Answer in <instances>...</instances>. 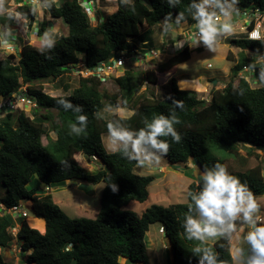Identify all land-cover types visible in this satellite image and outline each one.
Listing matches in <instances>:
<instances>
[{
  "label": "trees",
  "instance_id": "16d2710c",
  "mask_svg": "<svg viewBox=\"0 0 264 264\" xmlns=\"http://www.w3.org/2000/svg\"><path fill=\"white\" fill-rule=\"evenodd\" d=\"M200 2L195 0V3ZM231 2L220 0L225 8ZM192 3L193 0H180L178 4L174 0H119L114 13L97 12L98 23L93 24L78 0H64L59 5L50 2L49 17L61 20L67 33L54 40V47H45L43 52L38 51L41 45L24 44L17 63L12 62L14 55L0 59V100L25 87V95L36 104L29 112L18 108L0 119V188L4 191L0 206L9 209L29 202L34 217L45 223L41 234L30 228L25 219H20L19 230L13 235L10 230L15 225L13 218L0 212V264H5L2 250L15 245L20 247V255L25 256L27 264H121L120 260L157 264L155 254L145 243L146 233L155 224L163 227L169 241L170 264H199L203 251H194L197 247L210 248L217 264H233L230 241L234 232L246 224L242 219L235 221L231 235L225 233L211 243L186 238L183 225L192 204L189 193L201 190L202 179L189 184L186 203L166 207L151 204L137 214L128 206L149 199L148 188L155 178L137 175L134 168L138 161L124 155V145L116 147L119 151L109 152L103 145V137L109 135L110 122L117 129L138 133L146 127V122L151 123L158 115H175L180 122L174 127L181 141L176 143L171 136L158 137L169 143L166 155L148 145L145 147L174 165L193 160L203 174L217 162L225 164V159L218 156L220 152L223 156L235 154L240 145H248L250 148L246 151L247 157L241 158L242 164L250 156L260 162L244 171H228L246 184L257 200L264 196V162L251 148L264 151V84L252 88L245 79H238L236 85L233 79L243 66L250 65L260 76L264 63L241 55L230 68L231 80L222 89L212 88L208 101L199 99L193 91L179 89L174 77L168 80L169 93L164 98L152 99L140 94L142 84H156L158 76L160 81L164 80L189 61L192 50L188 46L155 69L143 73L126 69L122 76L110 78L115 91L104 88L108 81L104 84L95 75H81V71L95 70L101 62L115 58L122 51L132 53L137 49L136 40L143 44L141 52L147 53L153 49L150 41L153 27L177 20L180 13L184 19L179 23H195ZM251 6L264 7V0H239L235 10ZM212 11L219 9L212 8ZM16 12L21 13L30 26L33 24L36 16L32 8L24 5L17 7ZM12 17L0 18V26L13 30ZM48 26V22L43 21L37 37H41ZM227 41L257 55L264 49V42L246 40L243 36ZM226 58L233 62L230 53ZM73 70H80L77 87L71 89L62 85L65 92L71 90L69 94L52 97L43 91V84H63ZM60 100L72 107L66 110L58 103ZM174 102H182L183 107H177ZM107 107L129 109L132 113L128 117L114 113L104 118L102 111ZM77 108L80 111H76ZM79 116H87V127L81 133L70 127L72 124L77 128L81 126ZM128 151L132 152L130 145ZM79 154L95 157L102 168L94 174L86 173L75 159ZM132 156L135 157L133 152ZM66 181L104 184L94 219L69 217L53 202L45 188ZM112 185L116 186V191ZM240 250L242 264H247L254 252L249 244Z\"/></svg>",
  "mask_w": 264,
  "mask_h": 264
},
{
  "label": "rangeland",
  "instance_id": "374dc122",
  "mask_svg": "<svg viewBox=\"0 0 264 264\" xmlns=\"http://www.w3.org/2000/svg\"><path fill=\"white\" fill-rule=\"evenodd\" d=\"M63 1L64 0H43L42 3L39 5L34 4L35 8H32L33 6L31 8L34 10L36 17H35L33 24L30 26L27 20L23 21L24 19L22 20L20 16L16 15L17 13L16 8L19 7L18 6L19 0H0L1 20L10 19L11 16H13L12 22L15 25V28L13 30L7 29L3 25H1L0 35L10 32L12 34H17L19 36V37H16L17 47H15L13 50H6L3 46H0V59L7 58L9 55H14L12 62L17 63L18 53L20 52V49L24 44L39 47L40 37H37L35 34H33V32L35 28L37 26L39 27V25L43 21L48 22L49 26L47 28V31L53 27L56 29V32L50 33V38L53 41L56 38H58L60 35L66 34L67 27L64 24H62L61 20H60L61 22L58 21V25H57L56 24L57 21L55 20L53 21L48 15L49 7L45 6L46 4L49 5L50 2H53L56 5H59ZM78 1H81V0H78ZM97 1H98L97 5H99V7L101 8L104 7L105 5H109L110 8H108L107 11H109L110 13L114 12L115 9L117 8L115 7L116 3H113V1L107 0L108 2L105 1L106 3H102V2L99 3V1L101 0H97ZM115 1H119V0H115ZM125 1H129V0H125ZM232 12H233L232 17H236L237 15L233 9H232ZM38 23L40 24L38 25ZM20 24L23 28H20ZM60 24L63 26H59ZM183 30H184V27L182 26V24L177 23V20H174V19L173 20L171 19L169 22H163V23L157 24L150 36V41L152 42L153 48H155L156 50H161L165 48L167 49L166 52L161 53L157 58H154L152 60H140V61H135L134 59L128 60L126 64L124 65V67L122 68L123 71L125 69H129L132 71H140L143 73L151 69H155L158 64L165 62L168 58L178 53V51L182 48V47L177 48L176 43L175 44H172V43L174 41L184 43L183 41L178 40L186 36L187 37L189 36V34L187 33L181 38L179 34L181 35ZM231 37H234V36H228L227 40ZM227 40L225 39L223 35H218L217 40L214 44L215 51L209 50L207 46L204 45V43L199 44L200 47L202 48L201 50H195L192 48V44L190 43V49L192 50V54H193L191 63H193L194 68H196L195 76H201V79L198 80L199 85H203V84L207 85L208 88L210 89L212 82L210 83L211 80H209L208 78L212 76L214 77L212 81H214L218 78L217 77L218 74H222L223 70L225 68L226 69L228 68L229 63L226 60V55L229 52V49L225 45V43H228ZM136 41L138 42L137 50H141V48H139V46H141L140 41L138 40ZM231 56L233 57L232 54ZM208 64L210 65L209 68H207ZM79 71L73 70L69 75H67L68 79H66L65 77L63 84H60L59 82L43 84L42 85L43 91L47 95L52 96V97L69 94L71 90H69L68 92H65L63 90L62 85L66 84L67 86H70L71 89L77 87L78 77L80 76ZM250 74L252 75V77L258 78V76L255 75L254 73H249V74L245 73L246 76H249ZM173 75L171 76L173 77ZM115 76L119 77L121 76V74L118 73ZM166 79L167 78H165L164 80H161L160 83H162ZM218 80L220 84L223 83L221 79H218ZM230 80H231V76L229 74L228 77L224 80V86L222 87L216 86L215 89H222L223 87H225V85ZM237 80L238 79H233L234 85H236ZM185 83H190V82H185ZM263 84L264 83H262L261 81H259L258 84H254L250 82V85L252 88L261 87ZM154 85L156 84H149L145 82L144 84H142V87L140 88V94H142L145 97L152 98V99L160 100L164 98L165 97L164 91L166 88L163 89L162 87H159L157 89ZM104 88L109 91L116 90V88L114 87V84L111 83L110 81H108V83L104 85ZM187 91L195 92L199 99H202V100L210 99V93L208 94L202 93L199 88L195 87L192 90H187ZM31 109L32 108H27L26 111L29 112L31 111ZM126 111H127L126 109L119 110L113 107H110V108L107 107L102 111V116H104V118H108L110 115H113L114 113L120 116H124ZM50 136H52V138H55L54 134L52 133H50ZM43 142L46 143V140L43 139ZM120 144H123V142H117L116 145H113L112 138L110 137V135L108 136L106 135L103 137V145L106 148V150L109 152H111L114 147L116 148ZM111 145H113V147ZM249 148L250 146L248 145L246 146L240 145L237 148L235 154L232 153V154H227L223 156L221 155L223 152H220L221 154H219L218 156L225 159V165H227L228 170L244 171L246 169L253 168L256 164L260 162V159H257L254 156H250L247 158L244 165L242 164L241 158L247 157L246 151ZM251 150L253 151V153H258L259 155H261V159L264 162V157L262 158V155H264L263 152L257 150L255 147L251 148ZM133 153L136 156V153L135 152ZM157 156H160V155H157ZM75 159L77 160L79 165L85 170V172L88 174H94L102 168L101 165H99L96 161H92L87 156L79 154L75 156ZM134 172L137 175H141V176L151 175V176H154L155 178L148 188L149 199L144 203L132 202L131 204H129L128 209L136 212L137 214H140L142 210L146 209L151 204H156V202L161 204L164 207L177 204V203H186L187 188L189 184L192 182L198 183V181H200L202 177L200 168L199 166H197V163L195 161L189 160L185 166H181L178 164L174 165V164H171L168 160L163 159L162 156H160V161L158 163H156L155 160H153L151 163L145 162V164L143 165L138 163L136 167L134 168ZM79 184H81V186H79ZM62 186L64 187L62 190L54 191L52 192L51 195H52L53 200L57 202V205L60 204V202L69 203L63 207H60L67 216L84 217L87 219H94L96 217V214L98 213L99 208H100V197H101V192L104 186L102 182L99 183L98 185H87V184H82L77 181H67ZM62 186L57 187L55 185L53 187H50V189L56 190ZM3 193H4L3 189L0 188V196L3 195ZM256 203L258 204L259 207L256 213H254V216L255 217L259 216L262 219V222H258V224H261V223H264V196L258 198L256 200ZM24 204L26 205L25 210L28 213V219L31 221L32 227H35L36 229H40V231L43 232L42 223L38 224L39 221L40 222L42 221L38 220L36 223H34V221L32 220L34 218V214L30 207V203L26 202ZM160 227L161 225L159 224L152 225L149 231L150 233L157 234V242L158 244H160V248H162L163 254H165V251L169 253L170 249H169V243L167 241V237L166 235L161 236V234L158 231ZM251 230H252L251 225L245 224L243 229H241L240 227L234 232L233 236L234 235L235 236L234 238L232 236L231 241H230V253L233 258V264L243 263V258L239 252V249L245 245H248L244 237ZM147 236L148 235H146V237ZM219 237L220 236L214 237L213 240H216ZM206 241L211 243V241L209 240H206ZM150 251H152L155 254V258L156 260H158L156 252H154L155 250H150ZM20 254L21 253L18 252V249H16L15 246L11 247L10 249L2 250V255L4 258L5 264H22L24 262L25 256L21 257ZM120 263L121 264H131L130 262L124 263L122 262V260H120ZM157 264H167L166 259L164 258L159 259L157 261Z\"/></svg>",
  "mask_w": 264,
  "mask_h": 264
},
{
  "label": "clouds",
  "instance_id": "9594fccd",
  "mask_svg": "<svg viewBox=\"0 0 264 264\" xmlns=\"http://www.w3.org/2000/svg\"><path fill=\"white\" fill-rule=\"evenodd\" d=\"M174 2L178 4L180 0H174ZM237 4H239V0H232V3L227 5V7L232 9ZM45 6L48 7L50 5L46 4ZM190 8L195 9V12L192 14V18L196 20L195 28L198 29L199 34L197 35L195 32L191 33L187 39L192 41V47H196L197 41L200 40L204 43V45L207 46L209 50L215 51L214 44L218 35H230L233 31L232 24L226 19L230 17V12L225 10V6L224 4L220 3V0H201L200 3H195V0H193ZM210 8L219 9V16L216 11L210 12ZM97 12L103 13L99 5L96 13ZM16 15L20 16V18H23L21 13H16ZM236 15H240V10L238 8L236 9ZM221 16L224 18V22L218 24L217 21ZM168 18H170V14L169 16H166L165 20L167 21ZM183 19V13L178 14L177 23ZM91 22L96 24L98 23V20L96 18V21ZM180 24L185 26L187 23ZM54 32H56V29L53 27L44 32L43 36L40 37L41 46L38 48L39 52H43L45 47H54L55 42L50 38V33ZM9 35L10 32L0 35V46H3L6 50H13L15 48V44L12 40L7 38ZM240 36L241 35H239V37ZM186 46L190 48V45ZM176 47H182V43L176 42ZM184 47H182L179 51H181ZM151 50L158 52L162 51V49ZM141 51L142 49H135L132 53L125 52L127 55H136L137 52L142 53ZM260 59L261 61L258 60L259 62L264 61V58ZM134 60L139 61L137 59ZM208 67H210V65H208ZM249 67L252 66L250 65ZM124 71L122 68L120 69L119 73L121 76L123 75ZM255 75L257 74L255 73ZM254 80L255 84H258L259 81L264 83V70H262L260 76H258V78H254ZM248 83L250 84V82ZM204 100L208 101V99ZM58 103L63 104L66 110L72 107L71 104L63 100L58 101ZM174 103L177 107H183L182 102ZM76 111H80V109L77 108ZM77 119L79 120L81 126L77 128L75 124H72L70 127L77 133H81L87 127V116H79ZM179 122L180 121L175 115L165 117L163 114H161L155 117L151 123L146 122V127L142 128L138 133H131L127 130L117 129L111 122L108 124V130L109 135L112 138L113 145H116L117 142H123L125 150L124 155L128 156L129 159L137 160L138 163L143 165L145 162L151 163L153 160H155L156 163L160 161V156H157L155 152H150L149 149L145 147V145L150 146L151 149L156 150V152H159L161 155H166L168 153L169 143L166 140L158 139V137L171 136L174 142L179 143L181 141L182 137L174 127V125L178 124ZM129 145L131 146L132 152L136 153L135 157L132 156V152L128 151ZM113 151L116 152L119 150L114 147ZM89 158L92 160V157ZM95 161L97 162V160ZM201 179V190L197 193H189L192 204L189 205V213L186 215L183 225L186 238L189 240L196 239L199 241H206L209 238L224 236L225 233L231 235L235 229V221L237 219H242L244 223L249 224L252 227V230L249 231L244 237L254 252V255L248 260L247 264H264V223L258 224V222H262V219L259 216L254 218V213H256L259 206L256 203V198L254 197L251 190L246 184L241 183L237 176L231 175L229 173L227 165L219 162L215 163L212 168L205 169ZM46 188H49L50 190V187ZM112 188L113 191H116L115 185H112ZM46 191L48 192V190ZM22 204L25 205L24 203ZM193 212L196 213L195 216L192 215ZM260 219L261 221H259ZM15 221L17 220H14V222ZM160 228L161 231H163V227ZM194 251L198 253L203 251V255L199 260V264H205V261H207V264H217L216 255L210 248L201 249L197 247L194 249ZM239 252L242 254L240 249Z\"/></svg>",
  "mask_w": 264,
  "mask_h": 264
},
{
  "label": "built area",
  "instance_id": "2783aa9c",
  "mask_svg": "<svg viewBox=\"0 0 264 264\" xmlns=\"http://www.w3.org/2000/svg\"><path fill=\"white\" fill-rule=\"evenodd\" d=\"M42 1L43 0H19L18 6L26 5L29 7L33 6L32 8H35L34 4L39 5L42 3ZM97 2H98L97 0H81L80 1L81 7L86 12L87 16L91 19V21H96L95 16H96L97 8H98ZM232 9L236 13L235 6ZM232 9L225 8L226 11L230 12V17L226 19L233 26V31H232L233 34L231 33L232 35L223 34L225 39H227L228 36H234L235 38H237L239 37L237 35H241L246 40L264 42V7L251 6V7L241 8L239 9L240 15H237L236 17H232V14H233ZM209 11L211 12L212 8H210ZM216 12L219 16V11H216ZM21 19L23 20V18ZM23 21H26V20L24 19ZM223 22H224V18L222 16L219 17L217 23L219 24ZM195 24L196 22L193 24H185L184 30L181 33V35L179 34V36L182 38V36H184L185 34L188 33L190 35L191 33H194V32L197 33L198 35L199 34L198 29L195 28ZM20 28H23V27L20 25ZM38 28L39 27L37 26L33 32V34H35L36 36L38 34ZM16 37H19V36L17 34H12V33H10V35L7 37L8 39L14 42L15 47H17ZM180 41L184 42L182 43L183 45L182 47L186 45H190V43L192 44V41L187 39V36L180 39ZM198 43H203V42L198 40L196 44ZM166 50L167 49L165 48L162 49L161 52L151 50L149 53H145V54L137 52L136 55H127L125 51H122L115 58L107 62H101L96 67L95 70L81 71V75H83L84 77L95 75L101 80L102 83L105 84L107 81H109L110 78L114 77L116 74L119 73L120 69L123 68L124 65L126 64V61L131 60V59H137L140 61V60L156 58L161 53H165ZM247 53H249V58L257 57L259 61H261L260 58H264V49L259 55L255 54L252 51H247ZM80 68H82L81 65H80ZM245 73L255 74L254 68H251L249 66H243L242 70H240L237 74V79H245L248 82L255 84V80L252 77V75L250 74L249 76H246ZM24 91H25V87H22L21 89H19L17 93H13L10 96L3 97L0 100V119H2L8 113L16 111V109L18 108L20 109L23 108L26 110L27 108L36 107L34 100L30 98L29 96H26ZM261 152L264 153V151H261ZM263 157L264 155H262V158ZM92 160L95 161L96 158L92 157ZM46 190H49V188H46ZM0 207H1L0 212L10 215L14 220L25 219L28 216V213L25 210V205H23L22 203H18L9 209H5L2 206ZM259 221H261V219ZM10 230L13 235H16L19 228L16 225H14ZM159 233L164 234V230L161 231V228H160ZM16 249H18V252L21 253L20 247L19 248L17 247ZM22 264H27V263L23 262Z\"/></svg>",
  "mask_w": 264,
  "mask_h": 264
},
{
  "label": "crops",
  "instance_id": "0c3cea01",
  "mask_svg": "<svg viewBox=\"0 0 264 264\" xmlns=\"http://www.w3.org/2000/svg\"><path fill=\"white\" fill-rule=\"evenodd\" d=\"M108 2L107 0H101L100 2H102V3H106V2ZM110 1H113V3H116V5H115V7H117L118 8V1H115V0H110ZM109 1V2H110ZM112 3V4H113ZM101 8V7H100ZM108 8H110V6L109 5H105L104 7H102L101 8V10H102V12L103 13H106V14H112V13H114L116 10H117V8L115 9V11L114 12H112V13H110L109 11H107V9ZM55 21H57V25H58V21H60V20H55ZM61 22V21H60ZM53 24V23H52ZM55 24V23H54ZM62 24H64V23H62ZM65 25V24H64ZM59 26H63V25H59ZM183 26V25H182ZM156 27V26H155ZM155 27H153V29H152V32H153V30H154V28ZM184 27V26H183ZM167 28H169V27H167ZM169 30V29H168ZM175 43H176V41H174ZM173 42V43H174ZM174 43V44H175ZM141 44V43H140ZM143 44H141V46H142ZM225 45L228 47V49H229V52L228 53H231L232 55H233V57L231 56V59H232V61L233 62H230V61H228L227 60V58H226V60H227V62L229 63L228 64V68L226 69H224L223 70V72H222V74H218V78L216 79V80H214V81H212V79H214V77H210V78H208L209 80H211L210 81V83H211V87H210V89L208 88V86L207 85H199L198 84V80L199 79H201V76H195V73H196V68H194V66H193V63H191L192 62V56H193V54H191V58H190V60L189 61H187V62H185V63H183V64H181L178 68H177V70H176V73L173 75V77L176 79V81H177V83H178V86H179V88L180 89H182V90H192L193 88H199L200 89V91L202 92V93H205V94H208V93H210V91H211V89L213 88V89H215V87L216 86H224V80L228 77V75L230 74V68L239 60V57L241 56V55H245L247 58H249V53H247L246 51H242L240 48H237V47H234V46H232V45H230L229 43H225ZM141 46H139V48H142ZM193 49H195V50H201L202 48L200 47V45L199 44H197L196 45V47L195 46H193L192 47ZM153 49H155V48H153ZM227 53V54H228ZM227 56V55H226ZM209 65V64H208ZM207 68H209L208 66H207ZM168 77H167V79L165 80V81H163L162 83H160L161 81L159 80V76H158V79H157V82H156V85H154L157 89L159 88V87H162L163 89L164 88H166L165 89V91H164V94H165V96H167L168 95V88H167V82H168V80L170 79V78H172V76L171 75H167ZM207 79V80H208ZM218 79H221L222 81H223V83L222 84H220L219 83V80ZM183 81H188V82H190V83H183ZM127 111H126V113L124 114V117H128L129 115H131V113H132V111L131 110H129V109H126ZM112 147H113V145H111ZM163 158V157H162ZM164 159V158H163ZM187 164V163H186ZM186 164H183V165H181V166H185ZM201 171V170H200ZM67 182V181H66ZM65 183V182H64ZM64 183H62V184H56V186L58 187V186H62ZM98 185V184H97ZM53 186H55V185H51V187H53ZM79 186H81V184H79ZM64 187L62 186V187H59L58 189H56V190H49V192H47L48 194H52V192H54V191H60V190H62ZM52 196V195H51ZM52 200H53V198H52ZM53 202L55 203V204H57V202L56 201H54L53 200ZM67 204H69L68 202H60V204H58V205H60L59 207H63V206H65V205H67ZM156 204H159V203H157L156 202ZM159 205H161V204H159ZM145 210V209H144ZM144 210H142L141 212H140V214L144 211ZM97 215V214H96ZM20 219H17V221H19ZM26 220V222H27V224H28V226L30 227V228H33V229H36L35 227H32V223H31V221L28 219V217L25 219ZM33 221H34V223H36L38 220H41L42 221V226H43V232H41L40 231V229H36V230H38L41 234H43L44 233V230H45V223H44V220L43 219H40V218H33L32 219ZM17 221H15V224H16V226L19 228L20 226H19V222H17ZM38 224H40V223H38ZM244 228V226H241V229H243ZM159 231V230H158ZM150 231H148L147 233H146V235H148L147 237H148V239H147V237L145 236V243H146V246H147V248L149 249V250H155L154 252H156V255H157V257H158V260L159 259H166V262H167V264H170V252L168 253V252H166L165 251V254H163V250H162V248H160V244H158V242H157V234L156 233H150ZM236 234V233H235ZM165 235V234H164ZM163 234H161V236H164ZM235 236V235H234ZM234 236H233V238H234ZM147 239V240H146ZM209 241H213V238H209L208 239ZM168 241V240H167ZM162 243V242H161ZM164 243V242H163ZM168 243H169V241H168ZM15 247L17 248L18 246H16L15 245ZM162 247V246H161ZM169 248H170V244H169ZM157 260V261H158ZM122 262H127V261H122ZM131 264H133V263H131ZM134 264H140V263H134Z\"/></svg>",
  "mask_w": 264,
  "mask_h": 264
},
{
  "label": "bare ground",
  "instance_id": "6f19581e",
  "mask_svg": "<svg viewBox=\"0 0 264 264\" xmlns=\"http://www.w3.org/2000/svg\"><path fill=\"white\" fill-rule=\"evenodd\" d=\"M185 82H188V81H184V83H185Z\"/></svg>",
  "mask_w": 264,
  "mask_h": 264
},
{
  "label": "water",
  "instance_id": "95a60500",
  "mask_svg": "<svg viewBox=\"0 0 264 264\" xmlns=\"http://www.w3.org/2000/svg\"><path fill=\"white\" fill-rule=\"evenodd\" d=\"M215 82V81H214Z\"/></svg>",
  "mask_w": 264,
  "mask_h": 264
}]
</instances>
